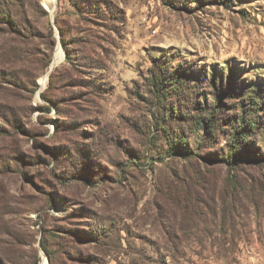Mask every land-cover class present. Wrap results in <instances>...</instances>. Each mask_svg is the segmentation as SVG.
<instances>
[{
	"label": "rangeland",
	"instance_id": "1",
	"mask_svg": "<svg viewBox=\"0 0 264 264\" xmlns=\"http://www.w3.org/2000/svg\"><path fill=\"white\" fill-rule=\"evenodd\" d=\"M0 264H264V0H0Z\"/></svg>",
	"mask_w": 264,
	"mask_h": 264
},
{
	"label": "trees",
	"instance_id": "2",
	"mask_svg": "<svg viewBox=\"0 0 264 264\" xmlns=\"http://www.w3.org/2000/svg\"><path fill=\"white\" fill-rule=\"evenodd\" d=\"M229 90H230L231 94H234V89H233V88H230ZM244 124H246V125H248V127H250V123H248V122L245 123V122H244ZM208 125H209L210 128L213 127V123H212V122H209ZM251 126H252V125H251ZM183 141H184V140H182V142H183Z\"/></svg>",
	"mask_w": 264,
	"mask_h": 264
},
{
	"label": "bare ground",
	"instance_id": "3",
	"mask_svg": "<svg viewBox=\"0 0 264 264\" xmlns=\"http://www.w3.org/2000/svg\"><path fill=\"white\" fill-rule=\"evenodd\" d=\"M59 54V53H58Z\"/></svg>",
	"mask_w": 264,
	"mask_h": 264
}]
</instances>
